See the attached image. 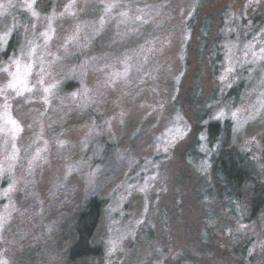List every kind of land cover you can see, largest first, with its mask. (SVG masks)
Returning a JSON list of instances; mask_svg holds the SVG:
<instances>
[{"label": "rangeland", "instance_id": "1", "mask_svg": "<svg viewBox=\"0 0 264 264\" xmlns=\"http://www.w3.org/2000/svg\"><path fill=\"white\" fill-rule=\"evenodd\" d=\"M199 1L0 0V260L14 264L32 247L41 263L55 264L50 208L66 198L59 217L97 195L103 210L92 243L103 255L96 264H235L234 250L247 242L252 264H264V212L253 224L247 204L228 210L197 131L229 120L239 148L264 150V24L246 29L264 0L206 2L200 19L219 29V57L197 52L196 28L189 30ZM83 19L114 27L111 37L85 43L86 60L94 56L79 80L95 92L87 104L80 84L63 86L62 55ZM107 47L125 54L98 59ZM132 50L151 65L130 80ZM17 80L31 91L7 87Z\"/></svg>", "mask_w": 264, "mask_h": 264}, {"label": "trees", "instance_id": "2", "mask_svg": "<svg viewBox=\"0 0 264 264\" xmlns=\"http://www.w3.org/2000/svg\"><path fill=\"white\" fill-rule=\"evenodd\" d=\"M209 0H200L193 7L192 17L189 23V30L194 31L196 28V48L197 52L202 55L206 51L217 50L215 57H219V49L217 44L220 36L219 29H216L214 25L207 19L202 17L200 19V12ZM254 19L247 26V31L255 29V27L264 24V1L259 8L256 9ZM200 19V23L197 22ZM92 23V22H91ZM90 22L83 19L79 35L77 38L66 47L62 57L64 68L67 69L66 81L63 83L65 87H72L78 84L81 85L80 97L82 100L86 99L87 102L92 100L95 92L93 90L87 91L83 87L82 78L88 67L90 61L94 58H90L87 61L86 51L88 48L85 43L89 45L95 43L97 39L101 40L103 37H111L114 32V27L107 20L103 24L94 22L93 27ZM139 25V24H138ZM137 27H130L123 30V34L127 33V36L134 33V29ZM250 30V31H249ZM132 43V47H133ZM103 48V47H102ZM113 47H107L101 52H96L97 58L100 56L112 61L114 56H117L116 52L111 51ZM11 49V44L8 47L7 52ZM134 52V53H133ZM125 53H120L117 57L120 58ZM132 59V68L129 79L132 80L136 74L141 73L139 77L144 76L150 68L151 61L145 63L140 58L137 51H129L128 57ZM116 57V58H117ZM88 59V58H87ZM125 59V58H122ZM119 60L116 63H121ZM89 62V63H88ZM69 63V64H68ZM110 65L112 62L109 63ZM68 65V66H67ZM240 88H232L224 96L223 102H229L234 100ZM91 106L86 105L89 112H94ZM96 112V111H95ZM202 118H206L207 115H201ZM197 130V129H196ZM197 131H203L205 135L206 148L210 152V174L212 180L218 184L219 198L224 201V204L230 212L236 211V208L242 204H247L245 211L250 214L251 223H256L259 216L264 212V150L259 152L251 153L245 149H241L236 145L234 140V129L229 120L222 122L207 121L202 127H198ZM99 144L103 138V134H99ZM188 156H193L191 149L187 153ZM66 190V189H65ZM71 187L67 188L66 194L72 193ZM64 192V190H63ZM70 198L71 196H67ZM62 197L60 202H55L50 208L49 212L55 223L54 236L56 244L59 247V259L55 264H96L97 261L103 255L102 250L95 246L92 241L94 235L99 226L103 202L97 195L81 197V199L74 204V207H68L65 212L56 215L57 209L63 205ZM56 206V208H55ZM55 208V209H54ZM235 264H252L251 257L249 256V243L236 248L234 250ZM39 257V258H38ZM43 257L40 255L38 250L30 247L28 252H22L16 259L14 264H44L41 263Z\"/></svg>", "mask_w": 264, "mask_h": 264}, {"label": "snow or ice", "instance_id": "3", "mask_svg": "<svg viewBox=\"0 0 264 264\" xmlns=\"http://www.w3.org/2000/svg\"><path fill=\"white\" fill-rule=\"evenodd\" d=\"M28 7H29V9H31L32 5L29 4ZM112 7H114V6L113 5L107 6L106 7V11H110ZM33 15H35L34 12H33ZM101 24H103V19L101 20ZM43 35H45L46 41H47V39H50V37H48L47 33H44ZM5 36H7L8 40L10 41V38H11L10 33H5ZM253 55L255 56V53H253ZM14 63L17 64V73L14 74V75L19 77V75H20L19 62L18 61H14ZM30 67L31 66H28V68L25 70V73H24L25 76L27 75L28 71H30ZM3 71H8V69L5 68V69H3ZM124 75H127V72H125ZM7 87L11 88L13 90H17V88L19 87V91H17V95H21L24 91H31V89L27 87V84H26V82L24 80L10 81L9 84L7 85ZM44 91L47 93V92H49V89L45 88ZM45 102H47V99H45ZM220 115L222 116L223 113H221ZM233 115H235V114H233ZM9 123H11L14 126L13 131L15 133V131L18 130V126L16 125V122L12 121L11 119H9ZM13 138H15V136H13ZM38 155L39 154L37 153V156ZM0 227H3V223H0ZM0 264H7V261L0 260Z\"/></svg>", "mask_w": 264, "mask_h": 264}]
</instances>
